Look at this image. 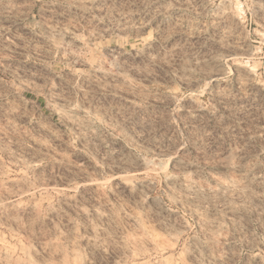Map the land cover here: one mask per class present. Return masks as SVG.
Returning a JSON list of instances; mask_svg holds the SVG:
<instances>
[{
    "label": "rangeland",
    "instance_id": "1",
    "mask_svg": "<svg viewBox=\"0 0 264 264\" xmlns=\"http://www.w3.org/2000/svg\"><path fill=\"white\" fill-rule=\"evenodd\" d=\"M0 264H264V0H0Z\"/></svg>",
    "mask_w": 264,
    "mask_h": 264
}]
</instances>
